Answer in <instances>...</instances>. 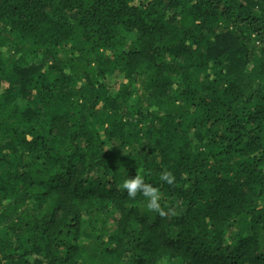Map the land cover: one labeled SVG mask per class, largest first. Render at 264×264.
<instances>
[{
  "label": "trees",
  "instance_id": "16d2710c",
  "mask_svg": "<svg viewBox=\"0 0 264 264\" xmlns=\"http://www.w3.org/2000/svg\"><path fill=\"white\" fill-rule=\"evenodd\" d=\"M0 264H264V0H0Z\"/></svg>",
  "mask_w": 264,
  "mask_h": 264
},
{
  "label": "clouds",
  "instance_id": "9594fccd",
  "mask_svg": "<svg viewBox=\"0 0 264 264\" xmlns=\"http://www.w3.org/2000/svg\"><path fill=\"white\" fill-rule=\"evenodd\" d=\"M160 180L173 185L175 182V176L170 171H163L160 175ZM123 190L126 191L127 196L130 199H134L138 194H142L146 198V209L157 213L161 218L168 216L170 213L175 215L172 209L168 212L161 207V194L158 189L152 186L150 183L145 182L143 175L136 174L123 181Z\"/></svg>",
  "mask_w": 264,
  "mask_h": 264
},
{
  "label": "rangeland",
  "instance_id": "374dc122",
  "mask_svg": "<svg viewBox=\"0 0 264 264\" xmlns=\"http://www.w3.org/2000/svg\"><path fill=\"white\" fill-rule=\"evenodd\" d=\"M117 81L118 80H116V79H110V80H108L107 81V83L109 84V85H111V86H113L114 87V89L116 90L117 89Z\"/></svg>",
  "mask_w": 264,
  "mask_h": 264
}]
</instances>
